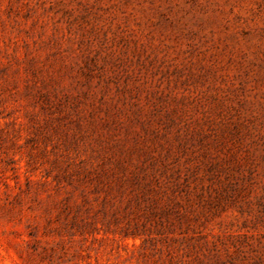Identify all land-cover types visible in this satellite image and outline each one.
I'll list each match as a JSON object with an SVG mask.
<instances>
[{"label":"rangeland","instance_id":"374dc122","mask_svg":"<svg viewBox=\"0 0 264 264\" xmlns=\"http://www.w3.org/2000/svg\"><path fill=\"white\" fill-rule=\"evenodd\" d=\"M0 264H264V0H0Z\"/></svg>","mask_w":264,"mask_h":264}]
</instances>
